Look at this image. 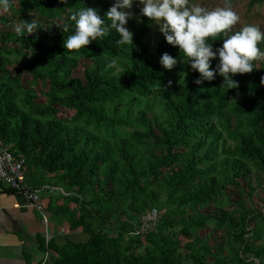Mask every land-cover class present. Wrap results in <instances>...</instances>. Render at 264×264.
<instances>
[{
  "label": "trees",
  "instance_id": "trees-1",
  "mask_svg": "<svg viewBox=\"0 0 264 264\" xmlns=\"http://www.w3.org/2000/svg\"><path fill=\"white\" fill-rule=\"evenodd\" d=\"M110 6L111 0H11L7 11L0 7V138L24 158L32 187L60 185L98 206L50 199L46 211L87 239L59 244L38 234L44 257L37 264H253L247 253L264 264V212L245 213L243 206L256 192L252 173L264 172V60L250 73L233 74L236 88L226 89L219 75L198 85L200 74L187 63L162 67L165 52L186 58L164 37L152 50L146 37L155 24L143 16L130 22L131 47L115 44L114 29L79 51L63 47L74 32L72 11L93 7L106 20ZM23 21L38 28L17 33ZM150 97L160 99L167 117L147 122L144 137L133 136L149 161L141 168L136 147L122 144L116 155L99 137H128L122 120L128 126ZM156 147L161 153L152 152ZM163 186L176 207L155 230L139 233L133 221L111 220L128 195L139 217ZM177 226L185 244L168 232ZM24 260L34 264L29 252Z\"/></svg>",
  "mask_w": 264,
  "mask_h": 264
},
{
  "label": "clouds",
  "instance_id": "clouds-1",
  "mask_svg": "<svg viewBox=\"0 0 264 264\" xmlns=\"http://www.w3.org/2000/svg\"><path fill=\"white\" fill-rule=\"evenodd\" d=\"M66 2V0H65ZM138 2L140 15L158 26L165 41L186 59L173 57L167 52L160 58V64L172 70L179 63H187L190 70L200 75L194 83L211 82L219 75L223 77L226 89L236 88L233 74L250 73L264 58V50L259 46L264 41V31L258 26L247 24L233 31L240 17L232 8V0H223V6L209 9L200 0H114L106 11V20L93 7L80 8L70 13L74 21V32L63 41V47L79 51L93 41L103 39L114 29L119 35L116 45L133 46V32L126 24L133 18L132 6ZM11 0H0V7L9 9ZM107 21V22H106ZM35 21H23L15 26L17 33L27 34L37 29ZM68 28L65 26L64 31ZM222 40L219 46L214 42ZM217 60L215 67H211Z\"/></svg>",
  "mask_w": 264,
  "mask_h": 264
},
{
  "label": "rangeland",
  "instance_id": "rangeland-1",
  "mask_svg": "<svg viewBox=\"0 0 264 264\" xmlns=\"http://www.w3.org/2000/svg\"><path fill=\"white\" fill-rule=\"evenodd\" d=\"M252 0H232V8L240 17L239 22L234 25L233 31L239 30L240 27L247 25V24H253L258 26L262 31H264V4L260 5H254L251 6L250 2ZM114 2V0H111V5ZM200 2L208 7L209 9L215 8L217 6H223V0H200ZM140 7L142 5H139L138 2H134L132 6V11L134 13L133 18L128 20V23L126 24V27L130 30V22H135L136 24H139L142 16L140 15ZM163 35L158 31V26L154 25L150 31V33L147 35L146 40L148 43H150L152 50H154L159 42L162 40ZM264 43V41H262ZM264 50V46L261 48ZM264 58H262L260 62H262ZM120 70L117 69L115 71V74L119 72ZM77 75H80V73H76ZM43 101V99L41 100ZM130 108V104L126 103L119 106V113L118 117L119 119L123 116V114L127 111V109ZM71 112H65L63 116L65 117H71ZM167 115L163 111V105L161 104V101L158 97H150L147 100L143 101L140 105V107L136 108L131 116L130 123L127 126L125 123V120H122V125L120 127L121 131L123 133L129 132L130 135L126 138L118 137L116 140H110L103 137H99L100 140H103V143L108 145V148L116 152V155L118 154V150H120V147L122 144H127L130 147H136L137 148V154L138 159L140 160L141 168L148 167L149 161L146 160V152L144 149L140 148V143L138 142L139 139L133 138V136H143L147 134V126L146 123H150L153 126L155 125L154 121L155 119H158L161 121L163 118H166ZM94 130L90 131H82V136L87 135H93ZM161 148H155L152 152L155 153H161ZM252 184L256 189L255 195L253 200H246L243 202L245 213L249 214H257L258 212H264V172H253L252 173ZM55 186V187H54ZM52 187L56 188L55 190L52 189ZM164 188L161 190L157 189V195L158 197L156 199H152L151 197L148 199L149 208L146 209L144 213H142L139 217L137 215H134L133 211L129 208V195L125 196L123 199V202L121 206L117 209H115L112 213L111 220L115 221L117 223H120V221H133L137 225L140 223L141 218L146 214L150 209L152 208H158L163 215H165L167 212L172 211L176 205L174 203H168V188L166 186H163ZM45 190L48 192L53 191L54 197H58L60 203H65L67 199L74 198L78 199L80 202H83L87 204V206L91 208H98L97 203L93 202L91 197H84L81 195H78L74 191H70L67 188L61 187L60 185L50 184L49 188L46 187ZM70 200V199H69ZM71 207L74 208L75 203L74 201H70ZM106 208H110L109 205H105ZM240 215L236 216V219H239ZM181 226H177L176 228L169 229L168 232L171 234H175L177 238H179L183 244L187 242L181 234ZM46 237V233H45ZM47 239V238H46ZM142 249H139L138 252H141ZM244 256L248 259L249 262H252L253 264H260V260L255 258L252 254H244ZM184 264H191L189 260H185Z\"/></svg>",
  "mask_w": 264,
  "mask_h": 264
},
{
  "label": "crops",
  "instance_id": "crops-1",
  "mask_svg": "<svg viewBox=\"0 0 264 264\" xmlns=\"http://www.w3.org/2000/svg\"><path fill=\"white\" fill-rule=\"evenodd\" d=\"M46 187L49 188V185ZM54 187L53 190L56 189ZM41 194L46 206L50 199L58 198L54 197L53 191L43 190ZM59 204L62 205L60 202ZM46 213L47 227L40 214L26 206L21 195L3 188L0 183V264H24L25 252L33 256L34 264L40 262L44 254L38 249V234L48 232L59 244L64 243L66 238L75 241L87 239L82 232L72 233L65 220L58 221L52 213Z\"/></svg>",
  "mask_w": 264,
  "mask_h": 264
},
{
  "label": "built area",
  "instance_id": "built-area-1",
  "mask_svg": "<svg viewBox=\"0 0 264 264\" xmlns=\"http://www.w3.org/2000/svg\"><path fill=\"white\" fill-rule=\"evenodd\" d=\"M24 162V158L15 155L12 146L0 138V183L2 187L21 195L25 199L26 206L40 214L47 227L48 218L41 194L45 187L34 188L27 182ZM161 217L162 214L158 208L150 209L141 218L137 231L144 233L155 230ZM46 238L50 240L52 236L46 232Z\"/></svg>",
  "mask_w": 264,
  "mask_h": 264
}]
</instances>
